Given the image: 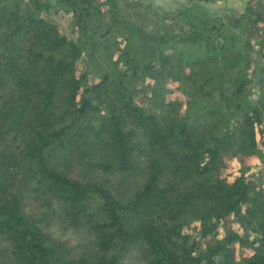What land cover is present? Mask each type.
Returning <instances> with one entry per match:
<instances>
[{
    "label": "trees",
    "instance_id": "obj_1",
    "mask_svg": "<svg viewBox=\"0 0 264 264\" xmlns=\"http://www.w3.org/2000/svg\"><path fill=\"white\" fill-rule=\"evenodd\" d=\"M246 4L0 0V264H264Z\"/></svg>",
    "mask_w": 264,
    "mask_h": 264
},
{
    "label": "crops",
    "instance_id": "obj_2",
    "mask_svg": "<svg viewBox=\"0 0 264 264\" xmlns=\"http://www.w3.org/2000/svg\"><path fill=\"white\" fill-rule=\"evenodd\" d=\"M129 2L141 3L148 7L152 12L169 16L173 13L192 7H201L209 14L217 13L237 17L241 12L247 9V0H127ZM251 37L258 39L252 41L253 47L259 43L260 39L257 32V26H253Z\"/></svg>",
    "mask_w": 264,
    "mask_h": 264
},
{
    "label": "rangeland",
    "instance_id": "obj_3",
    "mask_svg": "<svg viewBox=\"0 0 264 264\" xmlns=\"http://www.w3.org/2000/svg\"><path fill=\"white\" fill-rule=\"evenodd\" d=\"M52 17L56 20V22L58 23V25L60 26V29L63 31V32H66V15L64 14H56V15H52ZM256 25L257 27L260 26L259 23H253V26ZM258 32V30H257ZM257 40L258 38L257 37H251V40L254 41V40ZM257 45H258V41H257ZM257 45L255 44L254 46V53H253V57L255 58L258 57V52L256 51V47Z\"/></svg>",
    "mask_w": 264,
    "mask_h": 264
}]
</instances>
